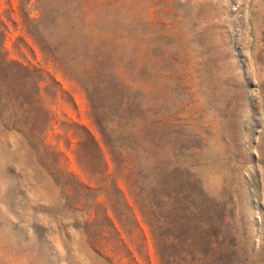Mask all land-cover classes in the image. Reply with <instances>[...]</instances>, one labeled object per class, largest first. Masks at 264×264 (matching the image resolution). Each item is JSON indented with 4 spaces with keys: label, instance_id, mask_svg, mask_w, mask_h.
Listing matches in <instances>:
<instances>
[{
    "label": "rangeland",
    "instance_id": "1",
    "mask_svg": "<svg viewBox=\"0 0 264 264\" xmlns=\"http://www.w3.org/2000/svg\"><path fill=\"white\" fill-rule=\"evenodd\" d=\"M0 264H264V0H0Z\"/></svg>",
    "mask_w": 264,
    "mask_h": 264
}]
</instances>
